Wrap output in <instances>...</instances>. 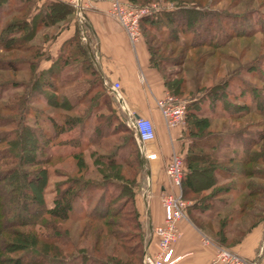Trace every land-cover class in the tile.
Returning <instances> with one entry per match:
<instances>
[{
  "label": "trees",
  "instance_id": "1",
  "mask_svg": "<svg viewBox=\"0 0 264 264\" xmlns=\"http://www.w3.org/2000/svg\"><path fill=\"white\" fill-rule=\"evenodd\" d=\"M10 1L0 0V7ZM19 1L23 7L12 11L15 14L0 29V72L15 75L26 68L31 79L0 80V264H142L146 231L136 204L139 176L134 167L143 169L146 159L134 149V131L109 103L111 92L104 88L92 41L79 43V34L66 40L47 69L41 64L52 57L34 43L42 30L57 29L53 42L72 22L77 33L85 32L88 23H80L75 10L61 0L47 1L41 9L37 0ZM123 1L134 8L153 3ZM221 1L164 0L171 9L141 20L150 66L176 96L185 93L183 74L213 64L218 51L234 40L264 34V0H228L231 8H248L237 12L216 9ZM262 61L264 57L245 68L256 83L230 75L189 96L186 126L179 132L187 141L181 152L182 196L190 202L187 215L218 245L227 241V218L217 226L214 219L233 203L227 196L236 179L247 180L237 194L244 195L239 216L264 212ZM164 63L180 71L166 76ZM220 119L237 122L238 127L214 130L213 123ZM65 134L69 138L63 139ZM87 159L99 180L86 177ZM64 160L71 165L58 167ZM52 177L63 179L50 191ZM225 180L233 183L226 185ZM254 216L251 230L264 222V216Z\"/></svg>",
  "mask_w": 264,
  "mask_h": 264
},
{
  "label": "crops",
  "instance_id": "2",
  "mask_svg": "<svg viewBox=\"0 0 264 264\" xmlns=\"http://www.w3.org/2000/svg\"><path fill=\"white\" fill-rule=\"evenodd\" d=\"M111 3L112 0L85 1L86 21L94 33L93 51L103 82L120 84V94L129 111L136 117L150 120L156 130L157 139L148 145L147 151L155 153L157 159L148 161L144 157L149 163L147 178L151 190L141 192L140 201L138 199L137 202L141 222L151 235L146 251L155 253L157 239L153 230L164 222L161 194L173 190L164 169L176 152L174 146L180 136L167 129L157 107V100L168 90L158 71L150 66V56L144 39L136 44L130 41L122 27L110 17ZM72 27L74 26L70 25V30ZM65 34L63 32L58 37ZM66 36L63 41L70 38ZM179 228L181 238L175 245V255L179 258L176 264H208L215 254V243L204 244L206 236L192 223L188 215L180 221ZM263 241L264 222L253 228L234 251L247 259H255L259 256ZM260 261L264 264V255Z\"/></svg>",
  "mask_w": 264,
  "mask_h": 264
},
{
  "label": "rangeland",
  "instance_id": "3",
  "mask_svg": "<svg viewBox=\"0 0 264 264\" xmlns=\"http://www.w3.org/2000/svg\"><path fill=\"white\" fill-rule=\"evenodd\" d=\"M47 1H52V0H37V6L38 9H41L43 4L47 3ZM87 0H83V2H85ZM10 5L6 4V5H2L0 7V29L3 27V25L10 19L11 16H13L12 11H16L18 9H20L21 7H23V2L19 1V0H11L10 1ZM146 2H148V0H138L137 3L138 4H145ZM152 5L156 4L157 8L153 9V12L157 13L159 11H161L162 9H171V3L168 2H164V0H151ZM74 10L75 13L77 11L76 8V4L74 2V0H68L67 2ZM252 7H257V3H253L251 5ZM250 6V7H251ZM216 9L221 10L223 9L224 11H233V12H237V11H245L247 8L246 5H239L237 7H232L229 6V2L228 0H223L221 2H217V4H215L214 6ZM37 12V11H36ZM262 12H264V9H262ZM82 13V17L84 18V25L86 24V13H87V9L82 8L81 10ZM71 25H73L74 27L69 29H65L62 28L61 33H66L65 36H70V38L74 37L75 35L79 34V43L82 42L83 40V35H86V43L90 44V40L93 42H91L92 44V49H94V33L92 31V29H90V27L85 26V32L84 34L82 32L77 33L78 31V27L77 24L72 22ZM256 26V24H255ZM55 32L57 33V29H53V30H42L41 33L38 35L36 41L34 42L35 45L40 46L41 49H43L44 51H47L50 55H51V59L44 61L41 64V69H47L48 67H50L52 65L53 60H55L58 56V54L60 53V49L62 44L66 41H63V39L65 38V36H61L58 37L56 40H54L52 42V36L55 34ZM49 33V34H47ZM60 33V34H61ZM70 33V34H68ZM46 34V38L44 37V35ZM48 35V36H47ZM66 36V37H67ZM18 36H16L17 38ZM68 38V39H70ZM67 39V40H68ZM143 39V38H142ZM76 44L72 45V48H75ZM262 57H264V34H259L253 38L250 39H238V40H234L230 45H228L226 48H224L221 51H218V53L216 54V60L213 62V64H208L205 68H200V67H194L193 69H195V71H193L192 74H183L184 77L187 80V84L185 85V93L183 95H174L173 93H170L175 96L180 102H185L187 105V101H189V96H198L199 93L202 91H204L205 89L210 88L209 86L213 83H218L224 79H227L230 75H232L233 78L240 77L241 80L244 81H249L252 83H256V78L250 76V74H248L245 71V68L247 66H249L251 63H253L256 59H261ZM80 59V58H79ZM80 60H78L77 62H79ZM263 62V61H262ZM162 66V70L163 72H165L164 74L166 76H170V74L174 73H178L180 71L179 67H171V66H167L164 64L161 65ZM261 67H262V71L264 72V62L261 63ZM244 69V71L240 70V69ZM236 71V72H235ZM30 72L28 70H26V68H22L19 72H17L15 75L13 73H9V72H0V80L1 78H5V79H12L15 80L18 83L21 82H29L31 77H30ZM258 75V74H257ZM262 76H264V73L261 74ZM196 76V77H195ZM259 76V75H258ZM94 79V78H93ZM196 84L199 85L198 87H196ZM200 87V90H198V88ZM75 88H71L70 92L75 91ZM17 91V90H16ZM15 91H12V93H14ZM77 92V90H76ZM110 96V105H113L121 114V118H123L126 122L128 120V117L126 116L124 110H123V106H121L122 104L118 103L115 94L111 93L109 94ZM72 96V95H70ZM179 96V97H178ZM39 107H42L43 109H47V111L51 112L50 109H48L46 106H44L43 104H40ZM84 109V107L82 108ZM220 111V110H219ZM222 113V112H221ZM257 121H262V118H255ZM243 123V122H241ZM238 123H232V122H228L226 120H221L218 122H214L213 123V127L214 130L216 128L221 129L223 126L227 127V128H237ZM173 132H176L177 135L180 136L179 131L175 130ZM71 134H73V137H76L77 132H72ZM124 135V134H123ZM63 139H67L69 138L68 136L63 135L62 136ZM167 137V136H166ZM73 142V141H72ZM70 143V142H69ZM187 141L185 139H183L182 137L180 138L179 141H177V143L175 144L174 148L176 149L175 151L178 152H183L184 147H186ZM71 144H67V148L68 146H70ZM72 147V146H71ZM139 148L138 144L136 142V145L134 147V149ZM239 149V147H237ZM128 148H125V154L128 153ZM136 154L134 155V159L137 160V157L135 158ZM87 165H88V169L89 171L86 173V177L90 180H99L100 175L98 174V172L96 171V169L93 167L92 162L87 159ZM71 164L69 163V161L67 162V160H64L63 162L59 163L58 167H68ZM134 175H138V186L136 188V204L138 202V199L140 201V195L141 192L145 191L148 192L151 190V186L148 184V171H149V163L146 160V163L144 164V168L140 169L139 165L138 167L135 166L134 167ZM165 171V175L167 177L166 174V167L164 169ZM63 178H56V177H52L51 179V187H50V191L53 190V186L55 184H57L58 182L62 181ZM235 180V179H234ZM233 180H225L224 182H226V185L232 184ZM234 185V188L231 192H229L230 195L227 196V199L232 200L233 203L228 206L226 209H224L217 218L214 219V224L215 226H217V224L219 223V221L221 219H225L227 218V225L226 227H224V231L226 233V239L227 241L224 244H220L218 245V242L212 238L209 237L207 235L204 234L205 239H209L210 241H212L213 243H215V245L223 247V248H227L230 250H235L238 246H240L242 244V241L244 240L245 236L249 233L248 231L251 230L252 227H250V225L255 222V216L252 217L253 215H262L264 216V212H259L258 211H254L253 215H251V217H245L242 218L239 216V212H240V208L238 206L239 201L241 199V197H243L244 195H242L241 197H239L238 191L241 190V186L245 183H247V180H245L244 178L236 179ZM261 184L264 188V181H261ZM53 198L52 194H49L47 196V200L49 201V203L51 204V200ZM261 208H264V203H262V205L260 206ZM132 206L130 205L128 207V209H131ZM79 225V223L74 224L73 227V231L76 230L77 226ZM221 227H213L214 230H218ZM143 229H145L146 234H145V241L146 244L149 242V240L151 239V235L148 232V230H146V228L143 226ZM154 235V232H153ZM204 242V241H203ZM84 242L82 241V244ZM222 245V246H221ZM238 250V249H237ZM260 251V250H259ZM146 253V251H145ZM260 253V252H259ZM258 257V256H257ZM256 257V258H257ZM143 264V261H142Z\"/></svg>",
  "mask_w": 264,
  "mask_h": 264
},
{
  "label": "built area",
  "instance_id": "4",
  "mask_svg": "<svg viewBox=\"0 0 264 264\" xmlns=\"http://www.w3.org/2000/svg\"><path fill=\"white\" fill-rule=\"evenodd\" d=\"M76 4V17L80 23L84 22L81 10L85 8L83 0H74ZM157 5L134 8L123 0H112L110 17L116 21L126 32L133 44L142 38L141 20L153 13ZM84 34V32H82ZM86 41V35H83ZM104 88L115 94L118 103L122 104L123 110L128 117L127 126L134 131L135 140L140 152L148 160L157 159L155 153H149L147 147L157 139L156 130L150 120L136 117L125 105L123 96L120 94V84L103 82ZM157 107L162 114L165 125L170 132L175 130L181 132L186 126L185 114L187 105L180 102L169 91L157 100ZM185 162L181 152H174L166 165V174L172 184V191H164L161 194V204L164 210V222L154 228V236L157 239V251L148 253L146 251L143 264H176L179 260L175 255V245L181 238L179 223L187 216V208L190 202L182 196V179L184 176ZM204 244H213L209 239H204ZM215 254L208 264H261L264 255V241L260 248L259 256L255 259H247L237 252L215 245Z\"/></svg>",
  "mask_w": 264,
  "mask_h": 264
}]
</instances>
